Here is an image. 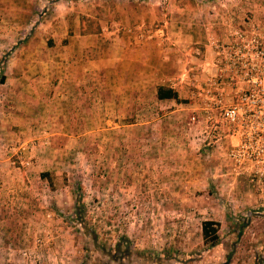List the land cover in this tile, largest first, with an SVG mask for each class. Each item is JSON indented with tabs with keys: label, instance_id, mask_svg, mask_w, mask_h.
<instances>
[{
	"label": "rangeland",
	"instance_id": "374dc122",
	"mask_svg": "<svg viewBox=\"0 0 264 264\" xmlns=\"http://www.w3.org/2000/svg\"><path fill=\"white\" fill-rule=\"evenodd\" d=\"M58 1L68 0H0V138L8 145L0 173V264H264V221L223 225L218 243L203 242L201 221L225 213L226 200L185 189L199 163L193 154L179 162L156 161V151L147 156L145 130L129 125L128 114H103L93 92L77 95L72 107L65 99L46 105L41 95L64 79V47L73 36L72 17H55ZM146 1L167 7L181 0ZM220 1L201 0L210 9ZM93 27L86 22V30ZM124 28L141 41L161 34L156 23ZM187 120L194 124L198 116ZM258 146L263 151L246 182L258 179L264 188V135ZM201 164L210 166L207 158ZM227 166L234 168L230 159L218 170ZM217 178L209 184L219 185Z\"/></svg>",
	"mask_w": 264,
	"mask_h": 264
},
{
	"label": "crops",
	"instance_id": "0c3cea01",
	"mask_svg": "<svg viewBox=\"0 0 264 264\" xmlns=\"http://www.w3.org/2000/svg\"><path fill=\"white\" fill-rule=\"evenodd\" d=\"M210 5L216 7L210 9L201 0L168 2L167 7L146 0L58 1L53 8L58 15L55 17L58 21L72 17L73 36L64 47L70 52L65 57L64 79L59 77L52 93L41 98L46 97L50 108L61 99L72 107L77 95L86 97L93 92L103 114H128L129 125L145 130L140 139L152 148L147 156L156 151V161L179 162L191 160L193 154L199 163L192 171L193 185H185V189L201 195L220 194L219 201L226 200L221 201L225 213L218 210L207 219L217 221L219 227L247 226L254 221L260 224L264 221V188L258 179L253 185L246 182V175L254 176L248 163L238 171L242 173L239 177L234 171L240 166L231 160L234 168L218 170L222 161L228 165L226 151L235 138L228 135V128L206 104L203 91L215 72L213 41L226 40L227 32L242 24L246 13L264 24V7L256 0H222L220 6ZM86 22L94 27L86 30ZM143 22L156 23L161 34L142 41L126 34L125 26ZM159 87L172 89L176 98H157ZM230 90L225 87L226 93ZM232 99L222 98L226 103ZM193 112L198 116L194 124L187 120ZM7 146L1 137V176ZM206 158L208 168L201 164ZM215 163L217 166L212 167ZM218 176L219 185L209 184V178ZM256 234L263 235L261 230Z\"/></svg>",
	"mask_w": 264,
	"mask_h": 264
},
{
	"label": "built area",
	"instance_id": "2783aa9c",
	"mask_svg": "<svg viewBox=\"0 0 264 264\" xmlns=\"http://www.w3.org/2000/svg\"><path fill=\"white\" fill-rule=\"evenodd\" d=\"M212 46L215 72L203 96L235 138L227 158L234 166L252 164L263 151L258 144L264 135V24L245 16L242 24L230 28L226 40H214ZM227 86L230 93L225 92ZM227 96L238 101L226 103L222 98ZM249 100L259 104L243 106Z\"/></svg>",
	"mask_w": 264,
	"mask_h": 264
},
{
	"label": "trees",
	"instance_id": "16d2710c",
	"mask_svg": "<svg viewBox=\"0 0 264 264\" xmlns=\"http://www.w3.org/2000/svg\"><path fill=\"white\" fill-rule=\"evenodd\" d=\"M2 80V78H1ZM157 98H176V93L170 88H157L156 92ZM42 176L46 175V173L42 172ZM218 227L219 223L213 219H206L201 221L200 229H201V237L205 244L208 246H214L218 243Z\"/></svg>",
	"mask_w": 264,
	"mask_h": 264
}]
</instances>
